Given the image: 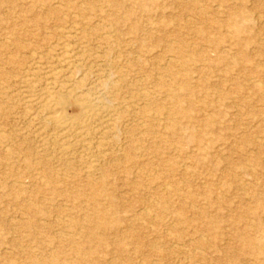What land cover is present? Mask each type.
I'll return each instance as SVG.
<instances>
[{
    "label": "rangeland",
    "instance_id": "374dc122",
    "mask_svg": "<svg viewBox=\"0 0 264 264\" xmlns=\"http://www.w3.org/2000/svg\"><path fill=\"white\" fill-rule=\"evenodd\" d=\"M0 264H264V0H0Z\"/></svg>",
    "mask_w": 264,
    "mask_h": 264
},
{
    "label": "bare ground",
    "instance_id": "6f19581e",
    "mask_svg": "<svg viewBox=\"0 0 264 264\" xmlns=\"http://www.w3.org/2000/svg\"><path fill=\"white\" fill-rule=\"evenodd\" d=\"M70 37V36H69ZM68 37V38H69ZM71 43V42H70ZM68 45V42L66 43ZM72 45V44H71ZM62 46V45H61ZM76 46V44H75ZM74 47V45H73ZM79 48V47H77ZM81 48V47H80ZM79 48V49H80ZM83 48V47H82ZM51 49V48H50ZM48 50V49H47ZM63 52L62 55L59 56L60 59L58 61V67L57 68H51L49 66V68L46 69V73L48 76V80H45L48 83V88L49 90H55L54 88H56L57 83H58V79L60 78H64L68 75H73L75 70L78 68L79 64H78V53L69 47V46H65L64 48H62ZM61 50V51H62ZM83 50V49H82ZM85 51V49H84ZM89 52V51H88ZM33 53V52H31ZM61 53V52H60ZM57 57V56H56ZM58 60V57H57ZM46 64V63H45ZM48 64V63H47ZM46 64V65H47ZM57 64V63H56ZM85 64V63H84ZM36 65V64H35ZM39 65V64H38ZM52 65V64H50ZM43 66V65H42ZM81 67V66H80ZM36 68V67H35ZM38 68V67H37ZM37 70V69H36ZM31 71V70H29ZM33 71V70H32ZM31 71V72H32ZM33 73V72H32ZM45 73V74H46ZM99 73V72H98ZM110 73V72H109ZM33 76V75H32ZM32 76L28 77L29 79L32 78ZM100 77V76H99ZM98 77V78H99ZM64 78V80L66 79ZM84 78V77H83ZM27 79L25 78V81ZM69 79H66L65 81H67ZM82 78L80 80V82H82ZM31 81V80H30ZM77 81V80H76ZM79 81V80H78ZM34 82V81H31ZM30 82V83H31ZM64 82V81H63ZM70 82V81H69ZM80 82H74V83H79ZM37 83V82H36ZM35 83V84H36ZM256 83V82H255ZM35 84H33L35 86ZM46 85V84H44ZM68 85V83L66 84ZM83 85V83H82ZM81 85V86H82ZM260 85V84H259ZM59 86V84H58ZM47 87V86H46ZM258 87V85H257ZM34 88V87H33ZM63 88V86L61 87ZM71 88V87H70ZM69 88V89H70ZM93 91V90H92ZM39 92V91H38ZM51 92V91H50ZM50 92H47L46 95L48 96V100L47 103L49 104V107L51 109V112L49 114H47L45 116V122L49 125H51L53 127V130L55 131L54 134H52V138L53 140H61L63 142H59L60 144L63 143L61 145V150L63 151L64 154H67V146L68 143H66V140H69L70 138H75L74 140H78L77 142H82L85 143V148L88 147L89 149L92 148L91 147V141L92 138H89L91 129L93 128V125H96L98 121L96 116H97V108L94 104H92V101L90 102L89 99L86 96H83L79 93L74 94V96H72L71 100L73 99L75 106L77 107V110L79 111V116L78 117H72L69 115L68 111H70V105H69V101H62V102H54V104L49 101V99L53 98L51 97ZM91 92V91H90ZM110 92V91H109ZM84 94V93H83ZM65 96V95H64ZM97 100V99H96ZM95 100V102H96ZM102 101V100H101ZM45 102V101H44ZM71 102V101H70ZM46 103V104H47ZM102 103V102H101ZM73 104V105H74ZM97 104V103H96ZM47 106V105H46ZM38 109H36L37 111ZM103 119V118H102ZM100 120V119H98ZM102 121V120H101ZM105 124V123H103ZM109 124V123H108ZM101 125V124H100ZM98 126V125H97ZM111 126V125H110ZM99 129V128H98ZM103 130V129H102ZM110 130V129H109ZM52 131V130H50ZM102 132V131H101ZM104 132V131H103ZM51 133V132H50ZM115 134V133H114ZM99 136V134H97ZM102 135V134H101ZM105 135V134H104ZM108 135V133H107ZM103 136V135H102ZM93 137V136H91ZM108 137V136H107ZM101 138V137H100ZM44 140V139H43ZM52 140V139H51ZM45 141V140H44ZM72 141V140H71ZM102 141V140H101ZM46 142V141H45ZM71 143V142H70ZM105 143V142H104ZM103 146V145H102ZM96 147V145H95ZM105 149V148H104ZM86 150V149H85ZM88 150V149H87ZM99 153H102V150L97 149ZM61 151V152H62ZM93 153V152H92ZM104 153V152H103ZM110 153V152H109ZM102 155V154H101ZM98 162V161H97ZM96 171H98V165H91L89 167V171L88 173H95Z\"/></svg>",
    "mask_w": 264,
    "mask_h": 264
}]
</instances>
